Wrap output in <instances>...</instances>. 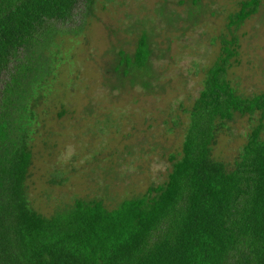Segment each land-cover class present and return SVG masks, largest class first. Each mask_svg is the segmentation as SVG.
Here are the masks:
<instances>
[{
    "label": "trees",
    "instance_id": "obj_1",
    "mask_svg": "<svg viewBox=\"0 0 264 264\" xmlns=\"http://www.w3.org/2000/svg\"><path fill=\"white\" fill-rule=\"evenodd\" d=\"M259 1H240L229 24L241 23ZM80 2L90 10L94 0H0V76L18 52L25 53L12 65L0 101V264H264V92L243 97L227 81L234 39H222L204 72L162 184L112 208L100 199L75 198L44 216L30 205L25 182L37 124L32 107L51 79L58 54L52 38L65 32L54 23L68 22ZM118 55L115 72L151 87L144 32L132 54ZM235 114L257 119L229 169L211 150Z\"/></svg>",
    "mask_w": 264,
    "mask_h": 264
},
{
    "label": "rangeland",
    "instance_id": "obj_2",
    "mask_svg": "<svg viewBox=\"0 0 264 264\" xmlns=\"http://www.w3.org/2000/svg\"><path fill=\"white\" fill-rule=\"evenodd\" d=\"M240 1L94 0L90 10L80 2L68 22L54 23L65 32L52 38L58 54L51 79L32 107L37 124L25 184L33 209L49 216L75 198L100 199L112 208L162 184L222 39L235 40L225 74L234 92H264V0L230 25ZM143 32L150 49L148 88L114 71L118 52L132 54ZM24 60L18 52L1 73L0 101L12 65ZM256 119L235 114L218 130L212 157L230 169Z\"/></svg>",
    "mask_w": 264,
    "mask_h": 264
}]
</instances>
